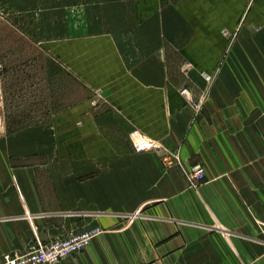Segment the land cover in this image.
Wrapping results in <instances>:
<instances>
[{
  "label": "crops",
  "instance_id": "1",
  "mask_svg": "<svg viewBox=\"0 0 264 264\" xmlns=\"http://www.w3.org/2000/svg\"><path fill=\"white\" fill-rule=\"evenodd\" d=\"M57 8L53 21L41 13L46 77L77 94L12 131L0 116V256L99 227L57 264H264V216L248 212L252 142H264V0ZM187 89L206 96L200 113ZM139 137L156 148L136 151ZM178 151L182 168H164ZM195 162L207 171L197 187L185 175Z\"/></svg>",
  "mask_w": 264,
  "mask_h": 264
},
{
  "label": "rangeland",
  "instance_id": "2",
  "mask_svg": "<svg viewBox=\"0 0 264 264\" xmlns=\"http://www.w3.org/2000/svg\"><path fill=\"white\" fill-rule=\"evenodd\" d=\"M79 1L0 0V116L3 123L2 129L12 131L26 123H34L46 118L61 106L70 103L74 95L77 94V89L73 90L71 86H68L67 77L64 79V85L59 84V86L56 85L54 79L46 77V51L42 44L46 30H42L41 20H43L44 13H41L45 8H48L49 21H53L59 11L58 5H65V7L68 5L72 9L73 5ZM65 10L61 8V14ZM80 93L81 96L84 95V89L80 88ZM248 127V125L241 126L240 132H245ZM250 127L252 128V126ZM253 143L252 203L254 204L250 211L247 210L252 213V216H264V142H259L260 146ZM214 157L219 158L216 155ZM199 163L204 170V178L199 182L201 186L207 181L205 162H195L188 170ZM181 165L179 167L182 168ZM185 175L190 181L193 178H189L186 171ZM191 184L192 181L188 185ZM192 185L198 186V184Z\"/></svg>",
  "mask_w": 264,
  "mask_h": 264
},
{
  "label": "built area",
  "instance_id": "3",
  "mask_svg": "<svg viewBox=\"0 0 264 264\" xmlns=\"http://www.w3.org/2000/svg\"><path fill=\"white\" fill-rule=\"evenodd\" d=\"M185 94L192 103L196 113H200L205 97L195 100L192 90H185ZM133 146L136 151L154 150L156 144L144 139H134ZM164 168L181 165V158L178 153L166 154L161 157ZM192 184L200 185V180L204 178V171L200 164L186 170ZM99 227L72 232L69 235L47 243H40L31 246L25 253L5 252L0 256V264H56L74 254L85 250L91 243V240L101 233Z\"/></svg>",
  "mask_w": 264,
  "mask_h": 264
},
{
  "label": "bare ground",
  "instance_id": "4",
  "mask_svg": "<svg viewBox=\"0 0 264 264\" xmlns=\"http://www.w3.org/2000/svg\"><path fill=\"white\" fill-rule=\"evenodd\" d=\"M204 97L206 98L205 95H204ZM138 139H142V138L139 137ZM144 140H146V139H144ZM147 141H150V140H147ZM150 142H152V141H150ZM180 157H181V156H180ZM181 161H182V160H181ZM199 164H200V163H199ZM178 166H179V165H178ZM181 166H182V165H181ZM173 168H174V167H173ZM202 170H203V168H202ZM203 171H204V170H203ZM93 239H94V238H93ZM93 239L91 240V243H92ZM91 243H90V244H91ZM89 246H90V245H89ZM25 252H26V251H25Z\"/></svg>",
  "mask_w": 264,
  "mask_h": 264
}]
</instances>
